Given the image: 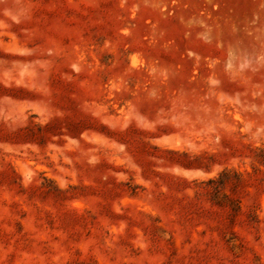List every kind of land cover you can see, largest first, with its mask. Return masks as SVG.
Segmentation results:
<instances>
[{"label": "rangeland", "instance_id": "1", "mask_svg": "<svg viewBox=\"0 0 264 264\" xmlns=\"http://www.w3.org/2000/svg\"><path fill=\"white\" fill-rule=\"evenodd\" d=\"M0 264H264V0H0Z\"/></svg>", "mask_w": 264, "mask_h": 264}]
</instances>
